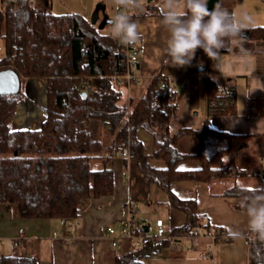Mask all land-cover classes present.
<instances>
[{
	"label": "trees",
	"instance_id": "obj_1",
	"mask_svg": "<svg viewBox=\"0 0 264 264\" xmlns=\"http://www.w3.org/2000/svg\"><path fill=\"white\" fill-rule=\"evenodd\" d=\"M1 1L4 32L0 39L5 41V54L0 55V71H16L22 87L18 94H0V203L15 206L20 217L79 219L87 203L115 194V172L108 166L110 158L106 155L128 149L144 179L165 193L167 207L186 215L184 224L174 227L159 242L166 247L176 238H197L202 220L197 199L180 197L173 191V183H210L230 175L249 177L264 171L262 166L238 169L227 164L230 146L223 145L233 136L212 129L208 123L200 129L183 127L172 135L171 120L179 113V96L171 80L161 73L138 100L130 98L129 109L123 107L122 88L127 85H120L118 77L126 74L128 57L135 46L113 40L80 13H53L52 0ZM243 2L208 0V8L219 5L235 13ZM147 16L162 19L158 7L131 15ZM244 35L264 41V25L248 27ZM230 51L221 50L214 61L206 55L209 116L230 115L237 105L236 86L224 84L219 71L220 58ZM30 78L47 81V117L38 130H13L18 105L26 99L23 83ZM86 84L88 89L83 86ZM140 130L153 137L151 155L138 137ZM185 137L199 140L198 152L181 151L177 144ZM210 146L215 149L212 153L207 151ZM103 157L104 168L93 169L91 161ZM152 159L163 161L165 166L154 165ZM191 160H199L202 167H178ZM241 189L236 186L228 194L244 198L248 193ZM246 241L250 264H264V245L250 241L248 236ZM154 246L118 254L116 264H145L148 249ZM0 264L41 262L36 256L24 257L16 252L0 256Z\"/></svg>",
	"mask_w": 264,
	"mask_h": 264
},
{
	"label": "crops",
	"instance_id": "obj_2",
	"mask_svg": "<svg viewBox=\"0 0 264 264\" xmlns=\"http://www.w3.org/2000/svg\"><path fill=\"white\" fill-rule=\"evenodd\" d=\"M153 2L155 3L152 4ZM149 3L148 7H158L161 0H149ZM99 8L106 7L100 5ZM235 14H247L251 17L247 28L263 26L264 0H244L236 7ZM131 18L139 25L142 34V40L135 45L134 53L139 57L140 81L144 82V90L141 93L138 92V84L132 85L131 97H141L152 79L161 73L171 80L179 96V113L171 120L172 135L180 128L200 129L208 123L212 129L233 136L223 145L230 146L225 157L227 164L238 169L260 166L264 168V41L253 40L244 35L246 40L243 47L248 50V54H242L236 42L231 43L230 53L220 58L219 71L224 84L231 83L236 86L237 105L230 115L209 116V72L199 70L206 60L204 51L197 49L190 65L173 67L166 64L167 58L163 49L167 32L161 23L162 19L156 16ZM195 66L198 67L196 71ZM30 79L33 92L43 98V103L39 107L26 95V99L18 105L17 110H20L16 112L13 120V130H38L47 117V81L40 78ZM26 114L34 121L23 122L22 117ZM138 137L144 142L147 154L151 155L154 148L153 137L144 130L139 131ZM180 143L179 148L186 153H196L200 148L198 139L196 142L192 141L191 152L184 149L182 140ZM207 151L212 153L215 149L210 146ZM106 158L93 159L92 168L103 169ZM254 159L255 165H251ZM151 161L156 166H165L163 161ZM107 164L115 172V194L90 201L79 219H25L19 216L15 206L0 203V249L11 252L9 255L17 252L24 257L36 256L41 264H116V256L129 251L128 244L122 243L121 246L112 247L104 234V227L114 224L118 232L120 231L119 223L127 216V202H152L165 207L169 219L158 218L165 219L168 232L184 224L186 215L178 209L167 207L165 193L144 179L134 158L112 157ZM178 167L199 169L202 163L199 160H191L180 163ZM257 185L264 186L262 173L249 177L230 175L210 183L193 180L175 182L172 189L182 198L197 199L199 211L209 216L207 225L224 228L230 236L229 240L233 238L230 233L240 231L244 235L237 239L246 240L247 218L244 210L240 208L243 197L228 192L236 186L251 188ZM137 219L143 225L151 224L141 220L138 213ZM197 238L193 240V245L198 249L196 252L189 247L177 245L175 242L178 238L166 247L159 246L158 243L148 249L145 264L152 257L164 255L169 259L168 264H206L194 253L203 252L207 237ZM16 242L19 244L15 245Z\"/></svg>",
	"mask_w": 264,
	"mask_h": 264
},
{
	"label": "clouds",
	"instance_id": "obj_3",
	"mask_svg": "<svg viewBox=\"0 0 264 264\" xmlns=\"http://www.w3.org/2000/svg\"><path fill=\"white\" fill-rule=\"evenodd\" d=\"M116 13L110 20L109 35L126 46H135L142 40L139 25L127 10L142 9L144 0H113ZM159 11L161 23L167 32L163 52L166 64L173 67L190 65L197 49H202L211 59L219 58L221 50H231L228 44L236 42L242 54L244 31L251 23L247 14L237 16L217 5L208 8V0H161ZM247 192L240 202L247 218V236L250 241L264 245V186L244 187ZM230 235L241 238L244 234L233 231Z\"/></svg>",
	"mask_w": 264,
	"mask_h": 264
},
{
	"label": "rangeland",
	"instance_id": "obj_4",
	"mask_svg": "<svg viewBox=\"0 0 264 264\" xmlns=\"http://www.w3.org/2000/svg\"><path fill=\"white\" fill-rule=\"evenodd\" d=\"M154 3L155 2H153L152 4ZM100 5H105L106 8L105 9L99 8ZM149 5H150L149 0H144L143 7L146 8ZM2 9H3V4L2 1L0 0V11ZM52 12L55 14L80 13L91 20H94V18L96 17L95 24L97 25V27L101 29L103 33H109V27H110L109 22L112 16L115 15L116 8L113 4V0H52ZM2 32H4V25L0 21V33ZM133 52H135V50ZM4 54H5V41L3 39H0V55L3 56ZM143 85L144 82L142 81L138 83L137 89L139 93H141L144 90ZM130 86H131L130 88L132 89L134 85L133 86L130 85ZM23 88L24 91L26 92V95L31 100V102L33 101L35 105H38L40 107L43 103V98L36 96V94L33 92L31 79L24 80ZM130 88L128 86H123L122 88L123 98L120 103L123 107H127V108L129 107V100L131 97ZM133 95L137 96L136 93H133ZM139 98L136 97L134 99L138 100ZM19 110H17V112H19ZM32 120H33L32 117L27 114L22 117L23 122H32ZM181 140H182V144L185 146L184 149L186 151L191 152L192 150L190 149H193L192 141L196 142L195 137H185L182 138ZM181 140L178 141L177 144L178 147L181 144L180 143ZM251 163H252L251 165H255V159ZM233 179L237 180L236 178ZM136 206H137L138 216L141 218V220H145L146 222H149L151 224H153L158 217H165L167 220L169 219L165 207H163L160 204H156L152 202H148V203L143 202L141 204L136 203ZM175 240L176 239H174L173 241ZM205 240H206V248L203 251L207 249L208 244L211 242L209 238H206ZM175 243L179 246L183 245L184 247H189V249L194 252L198 250L197 248H195V246H193L194 241H191V239L188 237L177 240ZM201 252L198 251L197 253L194 254L197 255L198 259L202 260L206 264H250L251 262L250 247L247 244L246 240H240L234 238L228 241L218 240L216 242L215 254L212 258L204 259L201 255ZM9 253L11 252H6V250L0 249V256L9 255ZM167 260L169 259L165 255L159 257H152L151 260L146 261V264H151V262L154 264L156 263L168 264Z\"/></svg>",
	"mask_w": 264,
	"mask_h": 264
},
{
	"label": "built area",
	"instance_id": "obj_5",
	"mask_svg": "<svg viewBox=\"0 0 264 264\" xmlns=\"http://www.w3.org/2000/svg\"><path fill=\"white\" fill-rule=\"evenodd\" d=\"M144 10L145 7H143L142 9L130 8L127 10V12L131 16L137 12H143ZM140 79L141 76L139 74V57L136 53L133 52V50H131L128 57V70L125 75L118 77L119 84L127 85L130 88V85L138 84L140 82ZM83 86L85 87V89H88L87 84ZM165 86L166 85L162 83V87ZM117 156L130 158L129 150L124 149L120 153L114 151L113 154L108 153L106 155L107 158ZM126 209L127 216L120 221L119 232L116 225L114 224H110L104 227V234L108 237L112 247H118L119 245L121 246L122 243H127L129 251L137 250L140 248H149L152 245L158 244L161 240L167 237L168 229L164 218H158L153 224L143 225L137 219L138 211L135 202H127ZM208 221L209 216L207 214H202L201 225L196 230L198 236H204L211 240V242L208 244L207 249L201 254L204 259L212 258L214 256L216 242L218 240L228 241V239L230 238L226 230H223L222 227L209 226V228H206L204 225H206ZM185 237L190 238L191 241L195 239L191 236H184L178 239L180 240ZM18 244L19 243L17 242L15 243V245Z\"/></svg>",
	"mask_w": 264,
	"mask_h": 264
},
{
	"label": "water",
	"instance_id": "obj_6",
	"mask_svg": "<svg viewBox=\"0 0 264 264\" xmlns=\"http://www.w3.org/2000/svg\"><path fill=\"white\" fill-rule=\"evenodd\" d=\"M96 17L93 22H95ZM200 71H206L205 66L199 68ZM22 83L18 73L12 69L0 71V94H18L21 91ZM264 178V171L262 172ZM147 231V230H146Z\"/></svg>",
	"mask_w": 264,
	"mask_h": 264
}]
</instances>
